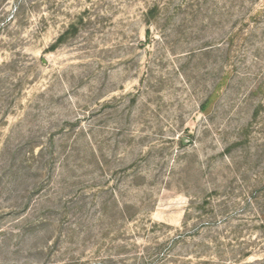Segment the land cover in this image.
<instances>
[{"label": "rangeland", "instance_id": "1", "mask_svg": "<svg viewBox=\"0 0 264 264\" xmlns=\"http://www.w3.org/2000/svg\"><path fill=\"white\" fill-rule=\"evenodd\" d=\"M0 264H264V0H0Z\"/></svg>", "mask_w": 264, "mask_h": 264}]
</instances>
